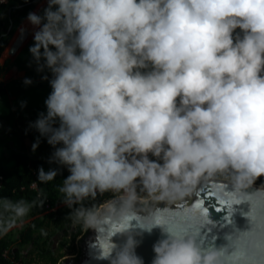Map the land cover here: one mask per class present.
Returning <instances> with one entry per match:
<instances>
[{
  "label": "clouds",
  "instance_id": "1",
  "mask_svg": "<svg viewBox=\"0 0 264 264\" xmlns=\"http://www.w3.org/2000/svg\"><path fill=\"white\" fill-rule=\"evenodd\" d=\"M27 20L51 88L31 147L43 137L49 163L67 167L62 200L74 225L94 230L96 259L144 264L132 225L160 224V202L205 185L224 204L264 176V0H47ZM61 170L38 165L37 180ZM36 203L0 198V234ZM245 215L232 251L161 227L150 264H264V206Z\"/></svg>",
  "mask_w": 264,
  "mask_h": 264
},
{
  "label": "trees",
  "instance_id": "2",
  "mask_svg": "<svg viewBox=\"0 0 264 264\" xmlns=\"http://www.w3.org/2000/svg\"><path fill=\"white\" fill-rule=\"evenodd\" d=\"M39 0H15L12 3H0V52L5 49L16 26L23 21L27 13ZM43 8L41 9L42 12ZM30 22L27 21V24ZM31 24H29L30 26ZM11 26L10 30L8 28ZM34 27V26H33ZM243 32L239 27L233 29V38L242 36ZM33 40L17 55L9 67V71H22L23 78L31 77L32 82L25 84L22 79H12L6 83L0 82V198L8 197L12 200L21 197L26 200H40L43 203L33 204L29 210V223L20 232L18 237L19 246L26 244L35 245L32 255L23 261L20 251L10 250L12 240L8 233L0 234V264H11L19 262L22 264H58L57 251L68 242H75L86 230L80 224H73L68 213L71 209L63 203V193L59 186L63 184V176L67 175V167L49 163L48 157L54 146L49 145L43 137L35 150L39 157L30 160L23 151L13 148L11 142L14 138L20 148L24 144L18 132L12 129L14 119L21 121H33L38 112L45 109L44 99L51 88L47 79H41L42 72L36 70V64L31 58L28 46ZM150 62L146 67L140 68L142 72L151 70ZM47 72V68L43 70ZM49 77L51 73H48ZM25 101L22 105L21 102ZM23 136L29 137L31 144L39 136L38 131L28 126L23 130ZM154 158V157H153ZM38 165H43L45 169L49 167H59L62 170L50 181L42 182L37 180L36 169ZM33 181H36L33 187ZM113 195L103 193L96 197L103 201ZM43 227H49L54 232H63V238L58 242L56 251L52 250L53 239L45 236L39 242L40 233ZM43 233V232H42ZM78 248V247H77Z\"/></svg>",
  "mask_w": 264,
  "mask_h": 264
},
{
  "label": "water",
  "instance_id": "3",
  "mask_svg": "<svg viewBox=\"0 0 264 264\" xmlns=\"http://www.w3.org/2000/svg\"><path fill=\"white\" fill-rule=\"evenodd\" d=\"M11 26L8 28L10 30ZM28 39L27 31H21L13 42L10 52L17 54L25 45ZM208 192L210 195L204 196ZM218 199L205 185H201L198 192L191 198L165 203L160 202V213L158 219L161 223L152 227L151 231L140 229L133 222L132 232L140 233L137 239L140 243L136 247V252L144 258V264H150L154 255L152 245L163 233L161 227L174 228L186 233H195L199 242L203 244H215L217 246L227 245L228 251H232L234 245L231 240L239 232L251 227L246 213L249 212L253 204L264 206V186L252 183L244 189L239 196L227 203H220L219 210L216 209ZM201 209H205L202 213ZM207 217L205 220L204 217ZM63 232H60L62 235ZM124 235L117 233L112 236L113 240L122 241ZM94 239V230L89 228L86 234L80 239V257L66 258L59 264H108L107 260H98L94 257V250L89 246ZM56 240H54L55 245Z\"/></svg>",
  "mask_w": 264,
  "mask_h": 264
},
{
  "label": "rangeland",
  "instance_id": "4",
  "mask_svg": "<svg viewBox=\"0 0 264 264\" xmlns=\"http://www.w3.org/2000/svg\"><path fill=\"white\" fill-rule=\"evenodd\" d=\"M14 1L15 0H6V3L8 4V3H12ZM46 2H47V0H39L31 8L30 11L39 12L43 8V6L46 4ZM27 21L28 20H27V15H26V17L23 19V21L16 26V28L13 31L11 38L8 42V45L5 47L4 50H2L0 52V79L3 77V75H5V71H6L7 67L9 66L10 60L13 58V54L10 52V48L12 46L11 44H13V42L16 40L15 38H17V36L21 30L28 28L26 26ZM29 24H31V23H29ZM30 39H31V37L28 38L27 42ZM5 53L7 55H5ZM8 78H11V77L8 75L6 77V79H8ZM25 152H26V154L30 160H33V159H36L39 157V153L37 151H34L32 148L25 149ZM149 155L151 157V153H149ZM253 183L264 186V176L257 177ZM21 219L24 220V223L20 226L13 227L7 233L9 234V236L12 240V244L10 245V250L14 251L15 249H18L20 251L22 260L25 261V260H27V258H29L32 255V251H34L35 245L26 244V245L19 246V244H18L19 232L26 225H28V223H29V212L24 217H22ZM42 229L43 230L40 233L41 235L39 238V242H41L45 236H49L51 239H53V244H54V240H56L55 245H52V247H53L52 250L55 252L57 245H58V242L60 240H62L63 235H60V233H57V232L53 233V230L49 227H43ZM79 237L77 238V240L75 242H68V243L64 244L61 248L58 249L57 255H58L59 261L62 260L64 256L75 254L77 252ZM23 261H22V263H23ZM42 264H48V263L43 262Z\"/></svg>",
  "mask_w": 264,
  "mask_h": 264
},
{
  "label": "crops",
  "instance_id": "5",
  "mask_svg": "<svg viewBox=\"0 0 264 264\" xmlns=\"http://www.w3.org/2000/svg\"><path fill=\"white\" fill-rule=\"evenodd\" d=\"M0 3L7 4L6 3V0H0ZM39 12H41V10ZM24 30L27 31L28 38L31 37V39L28 42H27L28 39L26 40L25 45L23 46V48L17 54H13V58L10 60L9 66L7 67V69L5 71V75H3V77L0 79V82L6 83V82H8V81H10L12 79H22L23 78V72L22 71L11 72V71H9V67H10L11 63L14 61V59L17 57V55L32 41V34L30 33L29 29L28 28H25ZM21 31H23V30H21ZM8 75L11 78L6 79V77ZM30 121H21V120H18V119H14V122H13V124L11 126L13 130H15L16 132H18V134L21 137L22 142L24 144L23 149L20 148L19 145L16 143V140L13 138L12 139V142H11L12 146H13V148L15 150H17V151H23L25 154H26L25 149L32 148L31 147L32 144H31V140H30L29 137L23 136V131L22 130L24 128L28 127V126H31L30 125ZM34 151H36V150L34 149Z\"/></svg>",
  "mask_w": 264,
  "mask_h": 264
},
{
  "label": "flooded vegetation",
  "instance_id": "6",
  "mask_svg": "<svg viewBox=\"0 0 264 264\" xmlns=\"http://www.w3.org/2000/svg\"><path fill=\"white\" fill-rule=\"evenodd\" d=\"M87 230H88V229H87ZM87 230H86V232H87ZM86 232H85L83 235H81V236L79 237L77 252H76L75 254H71V255H68V256H64L62 260L66 259V258H69V257H70V258H74L75 260H77V259L80 257L79 243H80V239L86 234ZM62 260H60L59 263H60ZM59 263H58V264H59Z\"/></svg>",
  "mask_w": 264,
  "mask_h": 264
},
{
  "label": "bare ground",
  "instance_id": "7",
  "mask_svg": "<svg viewBox=\"0 0 264 264\" xmlns=\"http://www.w3.org/2000/svg\"><path fill=\"white\" fill-rule=\"evenodd\" d=\"M26 26L28 27L30 33L32 34V33H33V30H34V27H33L32 25L29 26V24H27V22H26ZM15 39H16V38H15ZM11 45H12V44H11ZM5 55H7V54L5 53Z\"/></svg>",
  "mask_w": 264,
  "mask_h": 264
},
{
  "label": "snow or ice",
  "instance_id": "8",
  "mask_svg": "<svg viewBox=\"0 0 264 264\" xmlns=\"http://www.w3.org/2000/svg\"><path fill=\"white\" fill-rule=\"evenodd\" d=\"M203 195L204 196H207V195H210V193L204 192ZM219 206H220V202L218 201L217 204H216V206H215L217 210H219Z\"/></svg>",
  "mask_w": 264,
  "mask_h": 264
},
{
  "label": "built area",
  "instance_id": "9",
  "mask_svg": "<svg viewBox=\"0 0 264 264\" xmlns=\"http://www.w3.org/2000/svg\"><path fill=\"white\" fill-rule=\"evenodd\" d=\"M1 179H2V177L0 176V185H1ZM32 186L35 187L34 184ZM11 264H22V263H19V262H11Z\"/></svg>",
  "mask_w": 264,
  "mask_h": 264
}]
</instances>
